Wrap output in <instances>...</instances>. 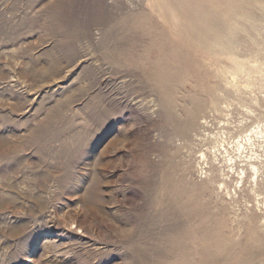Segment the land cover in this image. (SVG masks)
I'll use <instances>...</instances> for the list:
<instances>
[{"label": "rangeland", "instance_id": "374dc122", "mask_svg": "<svg viewBox=\"0 0 264 264\" xmlns=\"http://www.w3.org/2000/svg\"><path fill=\"white\" fill-rule=\"evenodd\" d=\"M256 127L264 0H0V264H264Z\"/></svg>", "mask_w": 264, "mask_h": 264}, {"label": "bare ground", "instance_id": "6f19581e", "mask_svg": "<svg viewBox=\"0 0 264 264\" xmlns=\"http://www.w3.org/2000/svg\"><path fill=\"white\" fill-rule=\"evenodd\" d=\"M263 134H264V128L262 129L260 127H256L255 130H253V131L251 130L250 134H248V139H247L248 140V143L250 144L249 146L251 147V146L254 145V144L251 145V140L253 138L252 136H254V137H263L262 136ZM243 145L244 144H238L237 145L238 146V149H242V151H244V149H247V147L245 148ZM251 160H252V154H250V156L248 157V162H250V164H249L250 171L253 172V175L252 176H254V175L256 176V178L253 179V182H256L257 180H255V179H257V176H258V173H259V169H260L259 168L260 164L258 165V162L257 163L251 162ZM253 160L258 161L259 160V156L256 155ZM239 176H240L239 177L240 180H243L245 178V171L243 169L241 170V173L239 174Z\"/></svg>", "mask_w": 264, "mask_h": 264}]
</instances>
